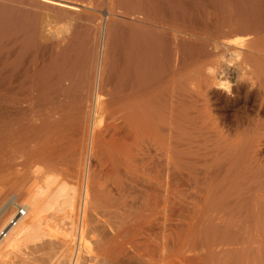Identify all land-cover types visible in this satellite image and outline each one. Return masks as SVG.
<instances>
[{
  "label": "bare ground",
  "instance_id": "obj_1",
  "mask_svg": "<svg viewBox=\"0 0 264 264\" xmlns=\"http://www.w3.org/2000/svg\"><path fill=\"white\" fill-rule=\"evenodd\" d=\"M88 1L15 0L25 22L0 21V264H126L130 252L144 264H264L251 229L264 219V163L248 154L260 125L229 142L209 113L184 110L214 94L264 99V0ZM185 171L198 177L186 225L197 242L173 238L164 209L153 256L138 238L154 222L127 202L107 211L112 238L89 227L103 183L147 208L178 196ZM248 195L256 220L232 221L241 204L228 202Z\"/></svg>",
  "mask_w": 264,
  "mask_h": 264
},
{
  "label": "rangeland",
  "instance_id": "obj_2",
  "mask_svg": "<svg viewBox=\"0 0 264 264\" xmlns=\"http://www.w3.org/2000/svg\"><path fill=\"white\" fill-rule=\"evenodd\" d=\"M15 0H0V21L4 20L7 24H20L24 23L25 20L19 16V14L10 7ZM88 1V0H87ZM91 2V1H88ZM93 3L95 6L99 3ZM25 9L27 6H25ZM41 13V18L51 19L54 21V17H46L44 10H37ZM3 18V19H2ZM27 19V18H26ZM30 22L33 18H28ZM29 22V21H27ZM29 22V23H30ZM1 24V22H0ZM54 25L53 23H51ZM44 25V24H43ZM65 24H58L56 27H64ZM209 106L205 107L203 102L198 101L195 103H186L184 106L185 112H192L195 110H201L204 113H209L211 123L214 124L219 133L223 137L230 141H235L238 137V131L243 128L253 129L260 125L261 132L258 137H254L255 141L250 145L248 154L250 157L257 156L258 159L264 163V99L255 93H251L246 97H241L239 100L233 103L222 102L217 96L212 97L209 102ZM186 134L185 149L186 152H190L191 156L188 157L192 161H197L200 163V159L203 156L197 154V150L200 144L191 145L188 143L189 137L193 136L192 125L187 122L185 123V130L183 134ZM212 140L213 137H212ZM212 146L209 149H213L215 145L210 143ZM209 152V151H208ZM198 177L195 175L189 176V172L185 171L183 173V178L180 182H173L172 185L179 187L178 190L181 193L178 196L173 197L169 201L159 198L155 201H151L149 207L145 208L143 202L137 198V192L132 190L126 191L116 189L110 182L103 183L104 193L99 197H94L91 206L92 211L89 212V227L96 229V232L110 239L115 234V231L110 229L105 220L107 218V211L112 206L118 203L127 202L129 210L132 215H143L145 221L154 222L151 227V233L140 236L138 242L141 247L149 248L153 256L159 254V238H160V226L157 225L161 220L160 212L165 209V214L167 216V223L169 225V231H171V236L184 238L189 237V239L197 242L201 237L199 230H191L187 232L186 225L189 213L193 211L194 207L198 203L199 197L197 194L198 185L196 179ZM176 187V188H177ZM242 201L238 202H228V206L234 203L241 204L240 207L237 205V209L233 213L234 222L240 223H252L255 219L254 206L250 195L246 196ZM146 223V222H143ZM252 230L256 229L259 233L257 235L262 238L261 242L257 245L260 249L261 254L264 256V219L258 222L256 227H252ZM232 235L231 232H229ZM152 235V236H151ZM90 243L94 245L95 238H89ZM126 264H144L134 253H128L126 259ZM15 259H13V262ZM10 264V260L1 263Z\"/></svg>",
  "mask_w": 264,
  "mask_h": 264
}]
</instances>
